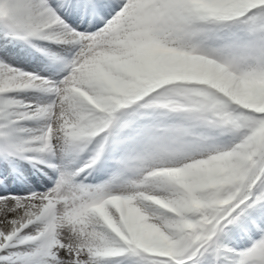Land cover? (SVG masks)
<instances>
[{
    "label": "snow or ice",
    "instance_id": "obj_1",
    "mask_svg": "<svg viewBox=\"0 0 264 264\" xmlns=\"http://www.w3.org/2000/svg\"><path fill=\"white\" fill-rule=\"evenodd\" d=\"M0 264H264V0H0Z\"/></svg>",
    "mask_w": 264,
    "mask_h": 264
}]
</instances>
